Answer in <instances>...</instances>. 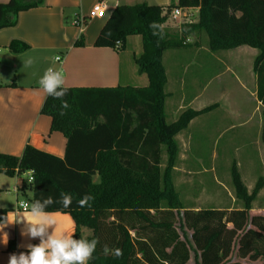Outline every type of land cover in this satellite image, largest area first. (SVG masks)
Here are the masks:
<instances>
[{
  "label": "trees",
  "instance_id": "trees-1",
  "mask_svg": "<svg viewBox=\"0 0 264 264\" xmlns=\"http://www.w3.org/2000/svg\"><path fill=\"white\" fill-rule=\"evenodd\" d=\"M42 2L0 3V28L14 25L18 12ZM173 8L198 9L196 20L181 23L177 34L163 28ZM200 32L206 34L211 51L243 45L258 51L253 71L257 97L264 106V0H172L163 7L121 4L107 16L94 46L120 50L128 36L139 35L142 51L135 63L148 84L65 87L63 100L69 107L64 115L61 101L46 95L40 113L50 117L51 131L66 138L63 157L30 145L19 157L0 153V172L13 176L15 169L18 174L32 170L29 204L34 199L43 203L49 195L56 200L61 192L71 194L67 209L54 203L48 210L72 217L74 238L98 240L89 264H264V210L251 207L261 179L248 193L232 161L231 185L242 207L230 210L183 207L172 182L176 134L210 107L186 108L174 121H167L161 56ZM8 48L19 53L27 45L13 40ZM86 194L94 199L81 207L79 200ZM5 213L0 210V215ZM105 247L110 250L107 255ZM115 249L121 250L119 257L111 251Z\"/></svg>",
  "mask_w": 264,
  "mask_h": 264
},
{
  "label": "crops",
  "instance_id": "crops-1",
  "mask_svg": "<svg viewBox=\"0 0 264 264\" xmlns=\"http://www.w3.org/2000/svg\"><path fill=\"white\" fill-rule=\"evenodd\" d=\"M7 1L0 0V3ZM97 1L106 4L108 16L121 4L163 7L172 0H43L36 7L18 12L14 25L0 28V153L19 157L24 147L30 145L63 157L66 138L61 132L51 131L50 117L40 113L46 94L38 81L47 68L57 67L55 56L62 57L64 87H144L148 84L133 58L142 51L139 35L128 36L120 50L96 47L95 38L107 16L88 19L82 29L74 25L75 18L86 16ZM194 9L197 13L198 9ZM201 34L188 35L184 46L166 49L161 56L166 75L164 112L167 121H174L186 108L210 107L175 136L183 158L180 165L184 169L191 165L203 166L198 159L184 155L192 150L216 151L220 147L227 152L258 153L264 145V106L257 97L253 71L258 51L245 45L211 51ZM13 40L25 43L27 49L11 52L8 45ZM29 58L33 64L25 67L24 62ZM248 161L249 167L258 166L257 162L264 167V158L258 154ZM237 166L240 167L239 162ZM13 177L12 192L15 186L21 192L19 178ZM2 185L0 210L26 212L27 209L18 206L19 201L14 204L6 201ZM19 192H13L16 198ZM26 202L29 205V198ZM52 213L58 221L56 231L72 235L75 230L72 217L68 213ZM22 227L10 224L3 229L7 244H0V264H8L11 253L18 255L26 251L28 244L40 242L39 237H22Z\"/></svg>",
  "mask_w": 264,
  "mask_h": 264
},
{
  "label": "rangeland",
  "instance_id": "rangeland-1",
  "mask_svg": "<svg viewBox=\"0 0 264 264\" xmlns=\"http://www.w3.org/2000/svg\"><path fill=\"white\" fill-rule=\"evenodd\" d=\"M189 12L192 14L191 20H196L197 13L195 9L191 8ZM163 28L170 34L179 33V24L177 22H172L169 17L167 22L163 24ZM200 33H202V39H207L204 32ZM204 34L205 36H203ZM57 54L59 55V52H57ZM54 55H56V52H54ZM137 56L133 57L134 61ZM204 147L209 148L208 145ZM260 148L263 149L258 153L227 152L221 151L220 147L216 151L195 152L192 150L188 153H184V155L187 158L198 159L203 166L195 167L191 165L188 169L181 167L180 161L183 158H181L182 153L178 150L171 177L174 189L179 196L180 205L192 209L214 207L222 210L242 207V203L235 197L230 179V166L232 161H235L236 165L237 162L240 163V167H237L248 193L251 192L256 182L261 179V187L254 200H252L251 207L253 211L264 209V167H262L259 162H257L258 166L256 167H249L248 161L250 158H255L257 154L264 158V145L260 146ZM257 159L260 158L258 157ZM165 165L166 155L163 154L161 167L164 168ZM18 178L22 186L20 190L22 191L19 192L16 198L15 194L12 192L14 177L0 172V184L4 186V190H2L5 195L4 197L7 202H13V204L17 201L26 202L28 198L31 197L28 176L26 174H21ZM97 179L98 176H94L93 180L97 181ZM83 234H90V231L84 229ZM254 264H259V262Z\"/></svg>",
  "mask_w": 264,
  "mask_h": 264
},
{
  "label": "clouds",
  "instance_id": "clouds-1",
  "mask_svg": "<svg viewBox=\"0 0 264 264\" xmlns=\"http://www.w3.org/2000/svg\"><path fill=\"white\" fill-rule=\"evenodd\" d=\"M149 27L154 28L155 25H149ZM32 64L31 58L24 62L25 67H31ZM38 83L46 95L61 101L60 115H64L63 110L67 109L69 104L63 100L68 91L64 87L63 70L54 67L47 68ZM93 199L91 194H86L79 200V204L81 207L90 206ZM54 203L67 209L72 203V196L61 192L59 198L53 200V197L49 195L43 203L39 199L32 200L26 206V212L13 210L0 215V244H7V236L3 233V229L10 224L23 226L20 231L22 237L40 238L38 244H28L26 251H21L18 255L11 253L8 257V264H89L96 251L98 240L96 238H74V235L67 232H57L58 221L55 215L48 210V206ZM109 251L107 247L104 248L105 255ZM111 251L117 257L121 255L119 249Z\"/></svg>",
  "mask_w": 264,
  "mask_h": 264
},
{
  "label": "built area",
  "instance_id": "built-area-1",
  "mask_svg": "<svg viewBox=\"0 0 264 264\" xmlns=\"http://www.w3.org/2000/svg\"><path fill=\"white\" fill-rule=\"evenodd\" d=\"M190 9L191 8H173L170 11V14L168 17L172 22H177L179 25L181 23H184V22H191L192 21L191 20L192 14L189 12ZM106 16H107L106 4L103 1H97L92 5V7L90 8V10L86 16L79 15L75 18L74 25H76L80 29H82V27L85 25V23L88 19L105 18ZM166 22H167V20L165 21V23ZM116 44L118 45L119 43L117 42ZM54 61L57 64V67H54V68L61 69L60 65L62 63V57L61 56H55ZM22 174H26L28 176V181H29L28 183H31V181H32V170H27ZM14 175L18 177L21 174H18L17 170L15 169ZM13 192L15 194H17L19 192V187L15 186L13 188ZM27 205H28V203H26V202H22V201L18 202V206L23 210H26Z\"/></svg>",
  "mask_w": 264,
  "mask_h": 264
}]
</instances>
